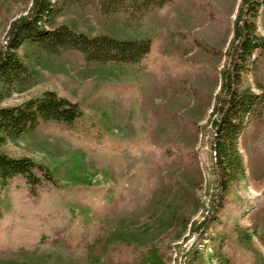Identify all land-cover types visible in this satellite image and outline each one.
<instances>
[{
  "label": "rangeland",
  "instance_id": "obj_1",
  "mask_svg": "<svg viewBox=\"0 0 264 264\" xmlns=\"http://www.w3.org/2000/svg\"><path fill=\"white\" fill-rule=\"evenodd\" d=\"M240 2L174 0L126 26L121 18L114 23L112 17L103 16L95 5H68L57 21L76 31L117 38L153 34L143 60L150 75L144 74L145 87L137 64L80 65L78 51L54 53L28 41L22 44L19 53L35 77L25 89L6 95L3 105L54 90L78 102L83 116L75 129L41 121L36 130L19 137L3 134L0 152L44 163L53 170L55 181L45 182L37 195L22 176L0 185V264H118V248L106 252L103 247L117 228L131 240L153 239L167 264H220L218 255L229 256L233 264H264V207L260 206L264 127L256 122L243 131L239 142L246 178L232 185L219 217L205 229L193 230L211 214L210 202L218 191L210 118L220 91L216 75L228 62L226 51L233 34L219 38L224 54L213 56L201 51L195 41L189 42L184 33L210 32L209 12L215 5H224L234 20ZM30 4L31 0H0V45L5 44L9 24ZM258 32L264 34V8ZM203 65L213 67L214 74L199 76ZM261 76L264 79V68ZM248 78L259 91L255 75ZM171 130L177 131L184 152L192 153L175 165L177 148L171 145L168 152L162 141ZM126 154L141 158L132 171L141 183L139 203L127 195L133 185L122 173L129 160ZM105 159L107 168L100 163ZM172 212L186 217L187 226H181L177 217L171 222ZM94 229L99 230L100 240L94 255H88L84 245L92 240ZM58 234L73 249L52 243ZM244 234H250V239L244 240Z\"/></svg>",
  "mask_w": 264,
  "mask_h": 264
},
{
  "label": "trees",
  "instance_id": "obj_2",
  "mask_svg": "<svg viewBox=\"0 0 264 264\" xmlns=\"http://www.w3.org/2000/svg\"><path fill=\"white\" fill-rule=\"evenodd\" d=\"M172 1L174 0H31L26 13L9 24L5 44L0 45V142L4 135L15 138L33 132L41 121H53L66 129H75L83 116L78 102L61 96L54 90H46L42 95L32 96L16 105H3L6 95L14 90L25 89L34 80L33 70L19 53V48L26 41L47 52L78 51L77 61L80 65L107 62L117 66L137 64L143 70L140 76L142 85H147L142 80L144 74L148 77L150 75L144 68L143 60L150 52L153 34L145 32L132 37L117 38L106 33L89 35L76 31L67 23L57 21L68 5H77L80 8L95 5L103 16L112 17L114 23L121 18L122 25L126 26L137 24L154 9ZM262 8L264 0H241L236 18L231 20V14L227 13L224 5H215L209 12L210 32L184 33L190 37L189 42L195 41L194 44L201 51L213 56L224 54L219 38L233 34L230 47L226 51L228 62L216 75L220 79V91L216 95L210 118L213 129L211 156L218 191L210 202L211 214L198 227L195 225L194 231L199 227L205 229L212 218L219 217L217 213L225 207L232 185L246 178V165L239 148L243 131L253 122L259 128L264 127V79L261 76L264 68V34L258 32V17ZM213 69L203 65L199 68V76H211L214 74ZM251 73L255 75L254 80L259 91H255L248 80ZM162 141L167 145L168 152L171 145L177 148L178 153L174 157L176 162L173 165L192 155L191 152H184L177 131H169L162 137ZM140 159L130 157L122 172L124 175L127 173L129 184L133 185L127 194L130 201L136 200L138 203L141 198V183L136 181L137 173L132 171ZM100 163L107 168L109 160L105 159ZM154 171L156 173L155 168ZM16 176L25 179L33 195H37L45 182L55 181L53 170L44 163L29 156L13 157L0 152V185L8 183ZM260 206L264 207V201ZM174 217H177L181 226H187L186 217L176 216L172 212L169 218L171 222ZM93 233L90 243L84 245V253L88 255H94V247L100 240L99 230L94 229ZM111 234L103 247L106 252L118 248V264H167L164 253L153 239L131 240L119 228ZM256 234L260 235L258 229ZM250 237V234L243 235L244 240H249ZM52 243L65 249L74 247L61 234L55 236ZM220 246L221 243L215 246L217 254ZM218 257L220 264H233L229 256Z\"/></svg>",
  "mask_w": 264,
  "mask_h": 264
}]
</instances>
